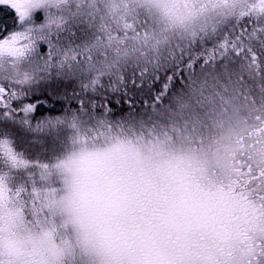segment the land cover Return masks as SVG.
<instances>
[{"label": "snow or ice", "instance_id": "obj_1", "mask_svg": "<svg viewBox=\"0 0 264 264\" xmlns=\"http://www.w3.org/2000/svg\"><path fill=\"white\" fill-rule=\"evenodd\" d=\"M0 6L15 25L0 32V264H264V106H222L210 125L194 116L206 135L127 136L96 118L86 95L115 90L130 68L143 77L176 35L190 33L191 47L209 9L239 8L247 25L213 41L205 62L229 52L256 62L243 41L264 47V0ZM137 7L155 10L158 26L138 23ZM49 81L73 85L78 108L33 126L39 101H25ZM17 126L48 138L25 144Z\"/></svg>", "mask_w": 264, "mask_h": 264}, {"label": "rangeland", "instance_id": "obj_2", "mask_svg": "<svg viewBox=\"0 0 264 264\" xmlns=\"http://www.w3.org/2000/svg\"><path fill=\"white\" fill-rule=\"evenodd\" d=\"M237 9L234 10V14ZM211 11L212 9H209L193 25L191 30L197 33L198 40L192 46L206 43L208 47H212L213 41L224 38L231 27L238 28L240 34L241 28L247 25V18L234 17L229 20L230 26L226 27L223 21L229 18V15L223 17L222 12H233V10L222 8L219 16L218 12L210 14ZM134 18L149 29L159 24L157 13L146 7H137ZM245 37L244 47H251L258 59L262 58L259 67L256 66L258 73L246 71L248 60L243 58L247 56L246 52L241 53L243 57L241 54L235 55L229 52L223 58L217 57L215 61L205 62V58H200L198 65L185 64L184 60L187 57H195L188 56L193 48L188 46L192 37L190 33L183 34V38L176 35L170 48L162 51L159 62L146 65L148 70L143 77L139 76L138 69L135 70L137 74L133 76L134 70L130 68L125 83L117 85L115 90H107L108 94L110 92L114 95V99L103 96L105 91L103 95L99 94L101 103L97 105L99 107L94 115H102V113L105 115L99 117L95 115V117L111 124L113 133L127 136L141 133L147 135L149 131L174 134V129L185 134L201 132L206 135L209 129L199 126H196L194 132V116H198L202 122L210 125L222 106L237 107L241 111L253 106H264V51L252 44L256 43L255 41L247 39V33ZM177 43L180 44L179 48L175 47ZM226 61L232 62L229 68L219 65L220 62ZM172 64L178 66L180 70L175 76L164 72ZM133 80L135 83L132 82ZM75 87L76 92L79 93V86ZM72 88L73 85L65 87L64 83L49 81L47 85L37 89L34 95H31L33 100H26V102H35V99H40L44 103L41 107L37 104L35 112L30 114L33 126L44 118L63 116L65 109L78 108V101L71 98ZM53 90H56V94H53ZM124 91L126 93L123 94ZM225 100L230 104L224 105ZM46 103L51 104V107ZM182 103H187L189 106L182 109L180 107ZM103 106H107L110 110L105 111ZM22 115L20 113V116ZM37 135L41 139L48 138L45 133L29 132L25 135L19 134L18 137L26 144ZM13 139L16 140L15 137ZM17 150L22 151L23 148L17 145ZM35 151L38 149L33 150Z\"/></svg>", "mask_w": 264, "mask_h": 264}, {"label": "trees", "instance_id": "obj_3", "mask_svg": "<svg viewBox=\"0 0 264 264\" xmlns=\"http://www.w3.org/2000/svg\"><path fill=\"white\" fill-rule=\"evenodd\" d=\"M237 12H236V14H234L235 13V11L233 10V12H226V11H224V12H222V8H217V9H212V11H211V13L210 14H212V13H217L218 12V16L220 15V13L222 12L223 13V17L224 16H226V15H229V18H227V19H225V21H229L230 19H232V18H234V17H239V15H238V13H239V11H240V9L238 8L237 10H236ZM239 19H240V17H239ZM228 30V29H227ZM229 31V33H227V34H225V36H237V35H239V33H238V28H235V27H231L230 28V30H228ZM224 36V37H225ZM254 46H257V47H259V48H262L263 49V51H264V48L263 47H261L260 45H258L257 43H252ZM193 48H192V51L188 54V56H192V55H194V56H196V58H194L193 60H192V64H199L198 63V61H201V59H202V55H207V50L208 49H210L211 47H208V44H206V43H201L200 45H195V46H192ZM191 48V47H190ZM246 54H247V56L246 57H243V55H242V57L244 58V60H248V65H247V69H246V71H250V72H258V69H257V67L255 66V64L258 62V60L256 61V62H253V60H252V58H251V56L250 55H248V52H246ZM201 58V59H200ZM187 59L189 60V59H191V57H187ZM194 69V68H193ZM192 70V69H191ZM102 91H105V96H107V98H109V99H114V95L113 94H111L110 92H109V94H108V91L107 90H102ZM99 94H101L102 95V93L99 91L98 93H95V94H91L90 93V95H92L94 98H96V99H99L100 100V95ZM97 105V104H96ZM99 107V106H98ZM97 107V108H98ZM97 110V109H96ZM96 112V111H95Z\"/></svg>", "mask_w": 264, "mask_h": 264}, {"label": "flooded vegetation", "instance_id": "obj_4", "mask_svg": "<svg viewBox=\"0 0 264 264\" xmlns=\"http://www.w3.org/2000/svg\"><path fill=\"white\" fill-rule=\"evenodd\" d=\"M14 27V11L9 7L0 6V32L10 31Z\"/></svg>", "mask_w": 264, "mask_h": 264}, {"label": "bare ground", "instance_id": "obj_5", "mask_svg": "<svg viewBox=\"0 0 264 264\" xmlns=\"http://www.w3.org/2000/svg\"><path fill=\"white\" fill-rule=\"evenodd\" d=\"M124 93H126V91H124L123 94H124ZM93 99L95 100V103H96L97 105H99V103H101V101H100L99 99H96V98H94V97H93ZM37 101H39L38 105H39L40 107L44 104L43 101L40 100V99H35V102H37ZM46 105L49 106V107H51V104H49V103H46Z\"/></svg>", "mask_w": 264, "mask_h": 264}, {"label": "clouds", "instance_id": "obj_6", "mask_svg": "<svg viewBox=\"0 0 264 264\" xmlns=\"http://www.w3.org/2000/svg\"><path fill=\"white\" fill-rule=\"evenodd\" d=\"M152 11H154L155 12V10H152ZM156 13V12H155Z\"/></svg>", "mask_w": 264, "mask_h": 264}]
</instances>
